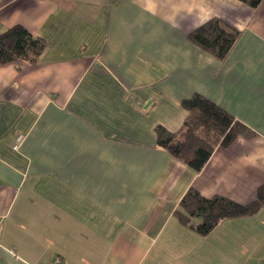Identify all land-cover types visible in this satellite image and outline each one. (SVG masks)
<instances>
[{
  "label": "crops",
  "instance_id": "obj_1",
  "mask_svg": "<svg viewBox=\"0 0 264 264\" xmlns=\"http://www.w3.org/2000/svg\"><path fill=\"white\" fill-rule=\"evenodd\" d=\"M212 20L240 33L224 59L192 39ZM17 25L46 49L0 66V264H264V209L207 236L176 216L191 188L243 206L264 188V3L0 0V34ZM195 95L257 136L198 174L157 135Z\"/></svg>",
  "mask_w": 264,
  "mask_h": 264
},
{
  "label": "trees",
  "instance_id": "obj_2",
  "mask_svg": "<svg viewBox=\"0 0 264 264\" xmlns=\"http://www.w3.org/2000/svg\"><path fill=\"white\" fill-rule=\"evenodd\" d=\"M238 1L255 10L264 3V0ZM239 35L238 31L212 20L200 27L192 39L205 50L224 59ZM45 49L43 39L33 36L21 25L14 26L0 34V66L15 63L37 66ZM182 106L188 112L183 128L171 134L158 127V145L196 174L202 172L218 148L228 149L239 139L252 140L257 137L250 128L202 95L185 100ZM261 209H264V188L258 191L256 200L246 206L224 197L206 199L191 188L182 199L176 216L184 226L207 236L220 222L253 216Z\"/></svg>",
  "mask_w": 264,
  "mask_h": 264
},
{
  "label": "rangeland",
  "instance_id": "obj_3",
  "mask_svg": "<svg viewBox=\"0 0 264 264\" xmlns=\"http://www.w3.org/2000/svg\"><path fill=\"white\" fill-rule=\"evenodd\" d=\"M21 141H22V137H19V138L17 139V141H16V146H17L18 144H20Z\"/></svg>",
  "mask_w": 264,
  "mask_h": 264
},
{
  "label": "built area",
  "instance_id": "obj_4",
  "mask_svg": "<svg viewBox=\"0 0 264 264\" xmlns=\"http://www.w3.org/2000/svg\"><path fill=\"white\" fill-rule=\"evenodd\" d=\"M58 263H60V262L58 261Z\"/></svg>",
  "mask_w": 264,
  "mask_h": 264
}]
</instances>
